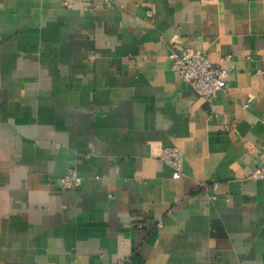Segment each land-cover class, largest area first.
<instances>
[{
    "label": "crops",
    "instance_id": "obj_1",
    "mask_svg": "<svg viewBox=\"0 0 264 264\" xmlns=\"http://www.w3.org/2000/svg\"><path fill=\"white\" fill-rule=\"evenodd\" d=\"M172 39L228 68L217 116ZM263 119L264 0H3L0 264H264Z\"/></svg>",
    "mask_w": 264,
    "mask_h": 264
},
{
    "label": "built area",
    "instance_id": "obj_2",
    "mask_svg": "<svg viewBox=\"0 0 264 264\" xmlns=\"http://www.w3.org/2000/svg\"><path fill=\"white\" fill-rule=\"evenodd\" d=\"M2 1L0 0V5ZM61 2L64 7H73L77 3H82L96 9L100 6H110L112 0H61ZM147 14L152 15V11L148 9ZM168 57L171 68L178 73L181 81L192 85L199 96L210 101L212 115L217 116L218 110L213 107L212 99L217 91H228L230 88L227 79L228 68L219 63H214L204 50L185 47L175 39L170 41ZM250 100L251 97L247 99L245 105H248ZM157 156L172 167V177L179 178L182 175L183 156L178 147L163 145L160 147ZM248 177L264 179V160L248 174ZM81 181L82 177L74 170H70L60 178L61 185L66 188L77 187ZM198 185L202 188L211 186L214 190L203 199L204 202L215 198L218 182L200 181ZM113 264H125V260H118Z\"/></svg>",
    "mask_w": 264,
    "mask_h": 264
}]
</instances>
